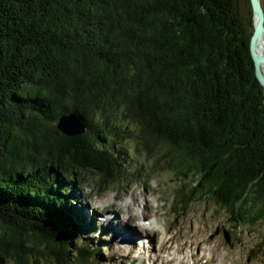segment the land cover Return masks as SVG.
<instances>
[{"label":"trees","instance_id":"16d2710c","mask_svg":"<svg viewBox=\"0 0 264 264\" xmlns=\"http://www.w3.org/2000/svg\"><path fill=\"white\" fill-rule=\"evenodd\" d=\"M253 17L250 0H0V264L96 261L58 175L118 187L134 164L114 142L160 171L130 183L166 172L175 207L264 223ZM69 114L85 133L58 130Z\"/></svg>","mask_w":264,"mask_h":264},{"label":"rangeland","instance_id":"374dc122","mask_svg":"<svg viewBox=\"0 0 264 264\" xmlns=\"http://www.w3.org/2000/svg\"><path fill=\"white\" fill-rule=\"evenodd\" d=\"M261 1L264 6V0ZM113 145L116 146V152L126 158V165L134 164V166H124L122 168L128 178L135 176L141 168L148 171L150 167L153 172L159 171L154 169L153 164L148 158H145L144 153L141 154V152L136 151L135 143L132 141H124V144L120 147L115 142L112 143ZM58 178L60 183L63 184V189L69 188L66 195L77 199L76 203L72 202L64 205V212L72 211L75 215L74 219L78 224H81V228L96 231L93 236H89L90 240L82 241L92 244L95 249H100L101 254L93 264H141L139 260L140 251L143 253L144 264H152L150 258L157 257L161 240L169 236H174L177 246H181L184 237L189 240L196 237L198 244H204L200 248H197L194 244L193 248L189 249L190 251H187L186 246H184L185 255L180 253L182 255L179 254V259L186 258L188 264H192L194 261L192 252L195 253L197 249L198 251L202 249L204 251V247L209 246L214 248V256L218 258L216 261L220 264H264V223H260L255 228L242 224L234 229L228 224L226 214L224 212L220 214L218 207L213 206L208 201L194 202L185 209L175 207L171 195L177 186V182L166 172H150L143 177H138L132 183L128 178H122L123 182L117 185L118 187H109L103 195H100L95 188V178L91 174H78L76 177L71 178L59 174ZM74 182H76L75 187H73ZM135 199H138L139 204L133 208L132 202ZM115 211L121 213L118 215L117 222L120 220V223L128 225L125 224L124 219L127 216L132 217L129 225H135L136 223L138 230H141L142 226H147L143 224L144 221H149L150 225L148 227L153 226L154 228L152 229L154 232L150 233V245L141 249L139 245L132 244L119 237L110 239L118 236L117 228L114 229L117 235H112L111 230L106 228L107 225L103 215L108 213V217H114L115 215L112 213H116ZM142 212L146 217L144 221H139L144 217H137L136 214ZM82 213L84 217H82ZM128 213L132 215H128ZM106 229L109 232L108 234ZM138 233L140 234V232ZM79 238L81 237L79 236ZM166 243L167 241L162 244L163 247L166 246ZM188 247H190V244H188ZM130 248L135 249L132 256L127 252ZM181 248L183 247L181 246ZM226 252L228 255H223ZM164 256L166 259V255H162L161 259ZM221 257L224 261L221 260ZM9 264L14 263L10 262Z\"/></svg>","mask_w":264,"mask_h":264},{"label":"bare ground","instance_id":"6f19581e","mask_svg":"<svg viewBox=\"0 0 264 264\" xmlns=\"http://www.w3.org/2000/svg\"><path fill=\"white\" fill-rule=\"evenodd\" d=\"M258 51H259V53L264 54V38L259 44ZM132 203H133V206L131 204L130 205L133 208L136 207L139 204L138 199H135ZM135 203H136V205H134ZM115 212L116 213H112L115 215L114 217H108V213H104V215H103L104 220H105V224L107 225L106 228H109L111 230L110 233L112 235L118 234V236H114V238L112 237L110 239H115V238L119 237L123 240H126V241L132 243V244L135 243V244L139 245L140 248H142L141 244H143V243H141V241H140L141 237L138 236V234H139L138 232L146 234V236H143V239L147 238V236H150V233L154 232V230H152V229H154L153 226H150V227L142 226V229L138 230V228H137L138 225H136V223H135L136 226L134 224L129 225V222H130L132 217H128V216L125 217V219H124L126 222L125 224H128V225H124V224L120 223V220H119V222H117L118 215L121 213L119 211H115ZM128 215H132V214L128 213ZM136 216L137 217H140V216L144 217L139 221H142V220L144 221V219L146 217L144 215V212L136 214ZM114 229H116L117 234H116V231H114ZM106 232H107V234L109 233L107 231V229H106ZM166 241H167L166 246L163 247L162 244H165ZM189 241H191V242H189ZM197 242L198 241H197L196 237H193V239H191V240L184 237L182 242H181V246L183 248L180 249L181 246H177L176 241H174V236L164 237L160 242V248H159V253H158L157 257L155 256V258H153V259L150 258L151 262H152V264H159V263H161V264H188V261L186 258H184L182 260L179 259V254L184 253V255H185V250H183L185 248L184 246H186L187 251H190L189 249H192L194 244H196L197 248H200L202 245H204L203 243L198 244ZM148 244H150V242H148ZM188 244H190V247H188ZM209 247H212V246H209ZM209 247H204V251H203V249L201 251L200 250L198 251V249H197V251H195V253L192 252L193 253L192 257L195 258V259L193 258L194 264H220V262L216 261V260H218V258H216L214 256V253H213L214 248L212 247V248L208 249ZM132 249L130 248L127 250L129 255L131 254V256L133 255V251L135 250V249L134 250H132ZM209 253H210V255H209ZM142 254H143L142 251H140L139 252V257H140L139 260L141 261V264H144V258L142 256ZM162 255H166V259H165V256H164V258L161 259ZM180 255H182V254H180ZM219 255H220V253H219ZM223 255H228V253L226 252ZM145 258H146V255H145ZM221 260H223L222 257H221Z\"/></svg>","mask_w":264,"mask_h":264},{"label":"water","instance_id":"95a60500","mask_svg":"<svg viewBox=\"0 0 264 264\" xmlns=\"http://www.w3.org/2000/svg\"><path fill=\"white\" fill-rule=\"evenodd\" d=\"M253 10L254 30L250 39V53L254 61L256 75L264 88V54L258 47L264 38V9L261 0H250ZM58 130L66 136L75 137L85 133V126L75 114L62 116L57 124Z\"/></svg>","mask_w":264,"mask_h":264}]
</instances>
